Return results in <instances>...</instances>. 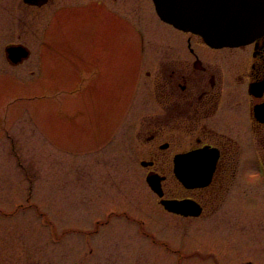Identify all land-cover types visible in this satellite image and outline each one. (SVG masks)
Segmentation results:
<instances>
[{"label":"flooded vegetation","instance_id":"obj_1","mask_svg":"<svg viewBox=\"0 0 264 264\" xmlns=\"http://www.w3.org/2000/svg\"><path fill=\"white\" fill-rule=\"evenodd\" d=\"M19 9L21 23L47 27L70 92L118 131L127 122L122 163L164 194L149 188L160 210L106 211L83 232L91 250L105 264H264V33L213 47L164 22L154 0H21ZM162 199L191 202L195 214Z\"/></svg>","mask_w":264,"mask_h":264},{"label":"rangeland","instance_id":"obj_2","mask_svg":"<svg viewBox=\"0 0 264 264\" xmlns=\"http://www.w3.org/2000/svg\"><path fill=\"white\" fill-rule=\"evenodd\" d=\"M20 1L0 0V264H105L83 232L106 211L161 207L141 167L122 163L127 122L120 132L88 97L75 99L63 59L57 67L37 59L47 27L21 23ZM19 42L33 55L13 67L4 50ZM192 233L184 242H195Z\"/></svg>","mask_w":264,"mask_h":264},{"label":"water","instance_id":"obj_3","mask_svg":"<svg viewBox=\"0 0 264 264\" xmlns=\"http://www.w3.org/2000/svg\"><path fill=\"white\" fill-rule=\"evenodd\" d=\"M29 1V0H26ZM159 16L185 32L202 36L213 47H238L251 43L264 30V0H154ZM8 60L18 65L30 57L24 45L6 48ZM151 188L163 197L160 181L148 177ZM195 185H190L193 187ZM169 211L195 214L188 201L162 200Z\"/></svg>","mask_w":264,"mask_h":264}]
</instances>
